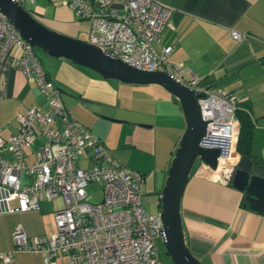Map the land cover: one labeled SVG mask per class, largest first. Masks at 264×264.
<instances>
[{"label":"built area","instance_id":"obj_1","mask_svg":"<svg viewBox=\"0 0 264 264\" xmlns=\"http://www.w3.org/2000/svg\"><path fill=\"white\" fill-rule=\"evenodd\" d=\"M22 4L23 0H17ZM33 1V0H29ZM89 21L86 39L104 50L145 69H162L197 96L205 129L198 143L218 146L216 165L222 171L237 157L236 97L221 88H205L197 75L184 77L182 61H170L169 45L159 39L172 6L161 0H61ZM230 34L241 38L245 31ZM8 61L34 82L46 107L32 104L15 116V131L0 132V213L38 208L39 199L60 195L62 205L53 211L55 227L49 233L28 234L21 223L11 229L12 246L0 250L8 262L18 250L41 253L45 264H54L58 253L69 264H160L157 238L162 237L158 208L146 210L140 197L143 174L111 156L104 143L78 119L71 117L58 86L49 77L33 45L0 11V67ZM34 144L26 158L24 147ZM7 154V155H6ZM86 158L82 165L78 158ZM100 181L101 198H85V185Z\"/></svg>","mask_w":264,"mask_h":264},{"label":"crops","instance_id":"obj_2","mask_svg":"<svg viewBox=\"0 0 264 264\" xmlns=\"http://www.w3.org/2000/svg\"><path fill=\"white\" fill-rule=\"evenodd\" d=\"M161 1L170 4L172 9L154 46H170L168 59L183 62L184 77L197 75L205 88H221L235 94L238 126V112L246 114L249 120L247 154L260 161L264 175V0ZM34 5V15L47 26L77 37L87 32L89 21L74 15L61 0H34ZM84 21L86 25L82 26ZM231 28L245 34L235 39L230 34ZM39 58L49 77L61 89V98L71 117L78 119V102L107 107L119 99L117 89L123 81L89 74L83 75L78 83V67L68 60L52 56ZM151 84L158 88L162 99L181 111L175 95L158 83ZM32 104L46 107L44 95L20 69L5 61L0 67V132L6 135L15 131L16 114L25 112ZM182 119L181 125L172 121L165 123L169 131L175 127L178 130L168 137L166 161L159 168L163 178L168 159L184 129ZM152 123L163 124L156 118ZM90 131L108 148L98 133ZM34 146L24 147L26 158L32 157ZM111 150L117 156L120 153L116 146ZM235 153L240 152L235 148ZM136 169L143 174L144 171ZM221 174L207 169L200 159L191 166L180 199L184 241L205 264H264V213L244 204L242 191L226 183ZM55 197L60 198V203L52 207L49 202ZM62 203L61 196L57 195L39 199L35 209L0 213V250L12 246L11 229L16 222L28 234L52 231L53 211ZM0 264L45 262L38 251L18 250L10 261L0 260ZM54 264H69V261L66 255L58 253Z\"/></svg>","mask_w":264,"mask_h":264},{"label":"water","instance_id":"obj_3","mask_svg":"<svg viewBox=\"0 0 264 264\" xmlns=\"http://www.w3.org/2000/svg\"><path fill=\"white\" fill-rule=\"evenodd\" d=\"M0 11L25 40L51 55L68 57L96 70L103 77L123 82H155L176 96L185 125L169 159L163 183L157 191L162 219L161 240L173 264H205L185 243L180 214L181 194L195 159L215 167L219 153L218 146L198 143L205 129V119L200 114L196 98L202 96L204 91L193 90L162 69L136 67L87 39L51 28L17 0H0ZM221 172L226 183L242 191L244 204L264 213V175L247 153H238L236 159Z\"/></svg>","mask_w":264,"mask_h":264},{"label":"rangeland","instance_id":"obj_4","mask_svg":"<svg viewBox=\"0 0 264 264\" xmlns=\"http://www.w3.org/2000/svg\"><path fill=\"white\" fill-rule=\"evenodd\" d=\"M22 5L27 9L30 8L33 13L34 0H23ZM85 25L86 21L82 23V26ZM86 34V32L85 34L81 33L78 37L86 38ZM33 49L39 57L52 56L66 59L74 67H78V83L83 75L93 74L103 77L96 70L76 63L68 57L51 55L36 45H33ZM109 79L118 80L116 78ZM119 83H121L120 88L117 89L119 99L110 106L103 107L87 101L78 102V120L105 140L108 148L104 145L111 156L125 165L144 171L140 186L141 201L146 210L155 211L158 208L157 189L161 187L163 179V171L159 168H162L166 161L164 158L166 157L165 149L168 145L169 134L174 136L178 130V127H175L169 131L170 127L165 123L172 121V123L181 125L183 116L177 106H173L159 96L158 88L151 82ZM154 118L163 124H151ZM112 146L119 149L118 156L111 150ZM197 160L198 158L194 162ZM77 162L84 165L87 163V159L81 157L77 159ZM100 185L98 180L89 181L85 185V198L91 201L99 200L101 198ZM59 203L60 198L55 197L49 202V205L53 207ZM157 255L160 264H172L161 237L157 238Z\"/></svg>","mask_w":264,"mask_h":264},{"label":"trees","instance_id":"obj_5","mask_svg":"<svg viewBox=\"0 0 264 264\" xmlns=\"http://www.w3.org/2000/svg\"><path fill=\"white\" fill-rule=\"evenodd\" d=\"M236 111V110H235ZM240 124L235 142V148L240 153H247L248 137H249V120L246 114L238 112ZM256 168L262 173V166L258 159L252 158Z\"/></svg>","mask_w":264,"mask_h":264},{"label":"flooded vegetation","instance_id":"obj_6","mask_svg":"<svg viewBox=\"0 0 264 264\" xmlns=\"http://www.w3.org/2000/svg\"><path fill=\"white\" fill-rule=\"evenodd\" d=\"M173 264V263H172Z\"/></svg>","mask_w":264,"mask_h":264}]
</instances>
